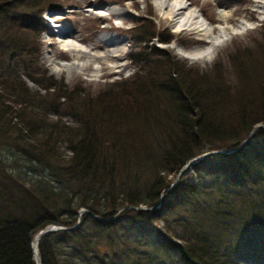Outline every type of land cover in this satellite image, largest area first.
I'll list each match as a JSON object with an SVG mask.
<instances>
[{
	"label": "trees",
	"instance_id": "trees-1",
	"mask_svg": "<svg viewBox=\"0 0 264 264\" xmlns=\"http://www.w3.org/2000/svg\"><path fill=\"white\" fill-rule=\"evenodd\" d=\"M13 1L0 0V264H36L30 242L49 223L67 227L39 239L42 264H263L264 255L238 241L252 225L264 239V128L234 152L191 164L171 187L168 175L203 151L237 145L264 122V83L254 96L242 65L246 84L232 93L205 75L181 77L154 46L137 52L134 82H113L134 83L131 91L101 105L104 90L98 104H78L89 111L72 114L74 123L52 120L50 113L64 114L57 107L76 108L74 91L59 87L51 102L52 83L24 72L31 88L17 69L2 68L1 57L16 52L30 60L16 36L28 24L9 8ZM249 98L257 99L247 109ZM80 207L90 211L76 223Z\"/></svg>",
	"mask_w": 264,
	"mask_h": 264
},
{
	"label": "rangeland",
	"instance_id": "rangeland-1",
	"mask_svg": "<svg viewBox=\"0 0 264 264\" xmlns=\"http://www.w3.org/2000/svg\"><path fill=\"white\" fill-rule=\"evenodd\" d=\"M181 1L184 5H190V10L196 9L200 18L208 20L211 26L220 23L219 11L223 8L234 9L232 23L244 16L251 24L249 22L250 26L245 28L244 32L240 30L234 32L235 35L218 46L214 54L208 57L209 59L207 57L200 59L185 56L181 52H177L176 49L178 46L188 49L197 45H208V43L199 40V35L195 32L179 29L177 31L174 25H170L171 20L165 21L162 18V12L157 9L155 0H14L9 8L20 15V22L28 24L25 27L20 25V31H17L16 34L17 40L21 41L22 47L29 51L30 60L24 56V53L16 52V56L10 60L6 56L1 57L2 68L5 69L8 66L10 70L17 69L16 71L20 72V75L26 72L30 73L34 80H40L45 84L52 83L56 89H51L46 97V100L51 102L59 101L57 93L63 87L73 90L72 101L76 102V108L72 109V113H67L70 112L67 110L71 108L68 109L61 103L60 106H63L57 108L64 114L56 112L48 115L52 120L60 119V121L73 123L76 118L72 114L76 116L78 113L79 116H82V114L87 115L89 111V108H81L78 104L83 106H88L91 103L93 106L95 103L98 104L101 99L98 94L104 90V93L106 90L109 91L104 94L105 98L101 105L112 100V93H118L119 97L122 90L131 91L134 83L130 85L125 83L120 86L117 82L114 84L113 82L126 79L134 82L135 78L133 77L138 67L136 64L137 52L143 48L151 50L154 46L167 53L173 62V68L180 69L181 77L183 74L184 76H194V78L205 75V82L212 81V78L219 80L231 93L239 88L241 83H245L244 80L240 81L239 69L241 65L247 67L246 79L250 78V82L251 80L254 82L250 85L251 89H255V91L251 92H254V96H259L261 89L257 86L259 83L263 86L261 82L264 83V0ZM113 9L124 13L123 17L110 14ZM55 24L60 25L55 27ZM60 26L72 33L74 38L78 39L77 41L85 46V49L87 48V53L93 54L104 50L114 53L113 46L118 47L122 54L118 57L117 62L121 65L110 69L107 64L112 63L113 59L111 58L106 64L94 60L83 68L72 66L66 69L65 67L59 70L55 69L50 61V56L66 60L73 59L67 51L58 46L57 38L60 36L55 35L53 28L58 30ZM102 37L112 39V42L115 43L110 46L108 42L101 41ZM123 48L125 52H122ZM154 51L156 52L155 56H162L156 49ZM82 58L87 60V54ZM125 64L127 65L124 67ZM152 68L155 70V66ZM146 72H150V70ZM23 77L31 88L37 87L34 80L28 75H23ZM59 87L60 90H58ZM154 90L157 92L154 94L158 95L159 90ZM41 92L44 93L45 90L42 89ZM136 94L137 96L141 95L140 92ZM159 94L161 95V93ZM253 94L245 95L253 96ZM149 96L152 97V94L149 93L146 97ZM256 99L249 98V103L245 102L247 109L253 106L252 103ZM160 104V108H163L164 101ZM85 109L87 111L83 112ZM257 123L264 124V122ZM260 128L264 127L260 126L256 130ZM255 134L256 140H263L261 132L258 131ZM21 160L24 161L23 158ZM176 172L168 175L171 182L174 180ZM210 178H208L209 181ZM213 182L217 183L215 179ZM216 188L217 186L213 187V189ZM166 216L171 218L173 213L170 212ZM157 223L163 225V220L158 219ZM261 228L264 229V225ZM240 232L238 244L246 246L247 251H255L254 257L257 254L264 255V239H256L259 231L256 232L253 225L252 227L245 226ZM173 260L175 261V258ZM259 260L264 264V257ZM251 261L254 262V260Z\"/></svg>",
	"mask_w": 264,
	"mask_h": 264
},
{
	"label": "bare ground",
	"instance_id": "bare-ground-1",
	"mask_svg": "<svg viewBox=\"0 0 264 264\" xmlns=\"http://www.w3.org/2000/svg\"><path fill=\"white\" fill-rule=\"evenodd\" d=\"M262 1V0H257ZM157 9L162 12V18L165 21H170V25H174V28L179 30H187L190 32H195L199 35L198 39L207 42L208 45H197L192 48H182L178 46L177 52H181L185 56H191L202 59L205 57H210L214 54L217 47L223 44L228 38L232 37L234 32L237 30L243 31L244 29L249 25V20H247L246 17H242L239 19H236L234 21L233 17V8H223L219 11V24L215 26H211L210 22L208 20H205V18L201 19L200 15L197 14V10L193 9L190 10V5H184L183 1L181 0H155ZM110 14H116L120 15V17H123L124 13L121 11H118L117 9L111 10ZM202 16V15H201ZM119 17V16H118ZM251 24V22H250ZM60 25V24H59ZM58 24H55V27L59 26ZM250 28V27H249ZM179 29V30H178ZM53 31L55 32V35L60 36L57 38V42L59 43V48L67 51L73 59L66 60L63 58H57L55 56H50V61H52L54 68L59 70L61 68H71L72 66H75L77 68H83L84 66L90 64V61L98 60L101 61L103 64H106L108 60L111 58L113 59L112 63L110 65L107 64L108 67L115 68L119 67L121 64L117 62L118 57L122 54L118 47L113 46L112 48L114 53L109 52V50H104L103 52L98 53H87L88 50H86L79 41H77L72 33L67 32L64 28H60L58 30L53 28ZM240 34V33H239ZM101 41L108 42L111 46V44H114L115 42H112V39L102 37ZM173 45V44H172ZM91 50V49H89ZM122 52H125V49H121ZM90 52V51H89ZM87 54V60L82 58V56ZM209 59V58H208ZM127 64L123 65L124 67ZM80 70V69H79ZM56 71V70H55ZM73 71V70H72Z\"/></svg>",
	"mask_w": 264,
	"mask_h": 264
},
{
	"label": "water",
	"instance_id": "water-1",
	"mask_svg": "<svg viewBox=\"0 0 264 264\" xmlns=\"http://www.w3.org/2000/svg\"><path fill=\"white\" fill-rule=\"evenodd\" d=\"M260 126H263L264 127V124H260V123H256L253 125V127L250 129L249 133L247 134L246 137H244L237 145L233 146V147H230V148H226V149H211V150H206V151H203L195 156H192L191 158L187 159L183 164L182 166L177 170L176 172V175H175V178L174 180L170 183V186H172L175 181L178 179L179 175L186 169L188 168L191 164L203 159L205 156L207 155H210V154H213V153H231V152H234L236 150H238L240 147H242L244 145V143H246V141H248V139L253 135L254 133V130ZM170 188V187H169ZM163 191L164 189L161 191L160 193V196H162L163 194ZM160 202V200H159ZM159 202L152 206V207H157L159 205ZM125 207H134V208H150L149 206H146V205H130V204H127ZM122 209V208H121ZM119 209V211L121 210ZM84 211H90L88 208L86 207H80L79 210H78V216H77V222L78 223L80 221V216L82 214V212ZM94 216H97L95 213H93ZM67 226L65 225H62V224H56V223H49V224H46L44 227L40 228L32 237L31 239V249H32V253H33V257H34V261L36 264H42L41 263V258H40V254H39V251H38V243H39V239L44 235L46 234L47 232H50V231H54V230H58V229H63V228H66Z\"/></svg>",
	"mask_w": 264,
	"mask_h": 264
}]
</instances>
